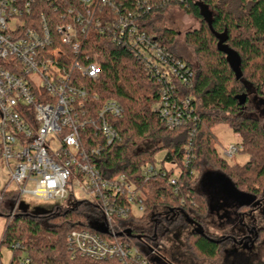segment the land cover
<instances>
[{
    "label": "trees",
    "instance_id": "1",
    "mask_svg": "<svg viewBox=\"0 0 264 264\" xmlns=\"http://www.w3.org/2000/svg\"><path fill=\"white\" fill-rule=\"evenodd\" d=\"M55 1L60 10L81 6L79 0ZM48 6L49 2L42 9L46 12ZM174 8L200 22L198 28L185 33L187 45L204 60L199 69L176 51L177 32L164 24L166 14ZM205 8L210 12L209 18L204 14ZM140 23L193 71L191 85L181 88L194 106L193 121L174 129L162 125L152 109L159 99L157 85L129 51L93 32L85 53L101 67L99 81L90 87V93L98 96L97 105L113 99L122 107L121 115L110 120L119 139L92 161L104 175L122 174L140 190L144 198L142 215L119 218L110 233L104 234L99 230L104 221L102 213L93 202L69 196L51 210L33 214L29 203L21 199L12 216L5 215L0 238V245L12 251L8 264H20L25 257L29 264H120L116 258L97 261L72 257L66 237L75 228H86L103 239L136 246L150 264H171L163 255L164 241L170 234L184 238L200 256L213 259L220 246L208 236L202 221L211 212H225L227 207L211 208L202 184L204 174L224 176L233 188L252 200L264 186V127L256 116L244 110L250 94L264 99V0L171 2L144 13ZM219 121H227L241 138L239 152L249 155L243 165L229 163L217 151L212 128ZM86 135L94 133L88 131ZM143 143H147L145 148H140ZM160 152L164 154L157 166L156 155ZM164 163L171 166L166 168ZM146 164L153 165L156 174L145 177L142 168ZM254 174L258 183L248 185V176ZM172 177L174 184L170 183ZM0 196V212L11 211L17 190L3 189ZM245 206L248 205L234 207ZM127 228L130 235H113Z\"/></svg>",
    "mask_w": 264,
    "mask_h": 264
},
{
    "label": "built area",
    "instance_id": "2",
    "mask_svg": "<svg viewBox=\"0 0 264 264\" xmlns=\"http://www.w3.org/2000/svg\"><path fill=\"white\" fill-rule=\"evenodd\" d=\"M184 1L79 0L80 8L60 10L55 0H0V157L18 192L12 210L26 195L56 206L69 196L76 200L77 190L80 199L97 205L109 233L119 218L142 215L140 190L122 174L104 175L92 161L119 139L110 120L122 107L113 99L97 105L90 87L99 81L101 67L85 50L96 32L129 51L157 85L152 109L162 125L174 129L193 121L194 106L181 90L191 85L193 71L140 23L144 13ZM238 151L229 144L223 156ZM142 174L150 177L156 168L146 164ZM170 183H176L174 177ZM66 239L72 257L150 264L136 246L86 228L72 229Z\"/></svg>",
    "mask_w": 264,
    "mask_h": 264
},
{
    "label": "rangeland",
    "instance_id": "3",
    "mask_svg": "<svg viewBox=\"0 0 264 264\" xmlns=\"http://www.w3.org/2000/svg\"><path fill=\"white\" fill-rule=\"evenodd\" d=\"M204 14L206 18L210 17V12L206 8L204 9ZM199 20L193 17L190 14L184 13L183 11L174 8L171 9L164 18V24L168 27H171L177 32L175 49L178 53L182 54L186 60L194 66L196 69L202 66L200 61L204 62L196 53L192 46L187 45L188 43L185 40V33L191 30H194L199 27ZM233 64L236 66V57L231 56ZM262 92L264 93V82L262 85ZM245 112H252V115L256 116L262 126L264 127V113L262 111V105L257 102H253V105L249 104L245 109ZM212 131L215 134V144L216 149L219 152L220 156H223V150L229 144L239 146L238 144L241 141V138L233 132L228 126L227 121H219L213 125ZM147 143L139 145L140 148H145ZM244 149H246L244 147ZM163 152H160L156 155L157 166L160 164L159 160L163 157ZM229 163L235 165H243L249 159V155L245 152H237L232 158H225ZM166 168H169L171 165L169 163H164ZM248 185H256L258 182L256 180V174L248 176ZM205 191L208 193L211 200V208L218 209L222 207H231L238 206L250 201V196L242 192L237 191L229 183V181L222 175L218 173H205L202 181ZM16 190V185L14 182L9 179V171L0 157V192L2 190ZM77 199H80V194L77 190L74 191ZM264 196V186L261 187V190L256 195L255 199L260 200ZM1 197V196H0ZM8 198V197H7ZM10 198V197H9ZM23 201L28 202L31 206H46L51 205V202H44L37 200L31 196H23L21 198ZM17 201V200H16ZM226 211H229V209ZM251 206H245L239 209H236L237 215L234 219L228 222V219L221 218L224 214L223 210H217L211 212L209 215H206L203 218V225L208 232V236L213 239L220 240L218 254L213 259H206L200 256L193 247H190L184 238H179L180 240H170L164 241L165 247H163V255L167 261H171L172 264H264V214L261 213V209H256L251 212ZM225 211V212H226ZM231 211L234 209L231 208ZM246 214L240 216L241 212ZM13 210L5 211L1 209L0 212V238L4 230L5 225V215L9 214L11 217ZM232 216L231 218H233ZM243 222H257V247L252 249L250 248H240V247H229L231 245V239L227 238V235L232 233L230 229L237 230L233 226L238 224V221ZM261 227V228H259ZM238 249L234 253L231 249ZM237 253V255H235ZM12 251L10 248H7L4 244L0 245V264H8Z\"/></svg>",
    "mask_w": 264,
    "mask_h": 264
},
{
    "label": "flooded vegetation",
    "instance_id": "4",
    "mask_svg": "<svg viewBox=\"0 0 264 264\" xmlns=\"http://www.w3.org/2000/svg\"><path fill=\"white\" fill-rule=\"evenodd\" d=\"M263 97H264V93H263ZM246 105L244 107V110L248 107L249 104L253 105V102H257L260 103V105H262V111L264 113V99L262 98H258L255 94H250L247 101H246ZM250 115H252V112H248ZM249 207L251 206V212L250 215L252 214V212L256 209H261V213L264 214V196L261 197L260 200L258 199H251L250 201L247 203ZM228 208V207H227ZM231 208L234 209V211H231ZM229 211L224 212V214L221 216V218H225L228 219V222L231 221V219H234L235 216L237 215L236 213V207L231 206L228 208ZM246 214V211L244 213L241 212L240 216H243ZM232 216H234L233 218H231ZM252 222H243L238 221V224H236L235 226H233L234 228H236L237 230L235 231L234 229H230V234L227 235V238L231 239V245L229 247H240L242 248H254L257 247V228H256V224H258L257 222H253L254 219L251 220ZM261 228V227H259ZM174 241V240H179L176 238V236H172V234L169 235L168 239H166V241ZM213 241H215L217 243V245L220 246L219 241L220 240H216V239H211ZM236 250V248L231 249V251L234 253ZM240 251V250H238ZM237 252V251H236ZM238 253V252H237ZM237 253L235 255H237ZM241 253H238V255ZM237 255V256H238ZM241 257H243L242 255H239ZM169 263L172 264L171 261H168ZM233 264V263H232Z\"/></svg>",
    "mask_w": 264,
    "mask_h": 264
},
{
    "label": "water",
    "instance_id": "5",
    "mask_svg": "<svg viewBox=\"0 0 264 264\" xmlns=\"http://www.w3.org/2000/svg\"><path fill=\"white\" fill-rule=\"evenodd\" d=\"M52 207H53V204H51V205H46V206H38V205H33V206H31V205L29 204V211H30L31 213H33V214H39V213L41 214V213H45V212L51 210ZM99 230H100L102 233H104V234H109L108 230H107L106 227L103 226V225H101V226L99 227ZM130 233H131V232H130V229L127 228V229H124L123 231H120V232L114 234V236H121V235H123V234L130 235Z\"/></svg>",
    "mask_w": 264,
    "mask_h": 264
}]
</instances>
